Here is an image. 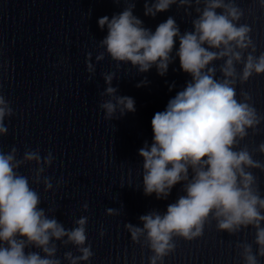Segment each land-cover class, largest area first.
<instances>
[{
  "label": "clouds",
  "instance_id": "obj_1",
  "mask_svg": "<svg viewBox=\"0 0 264 264\" xmlns=\"http://www.w3.org/2000/svg\"><path fill=\"white\" fill-rule=\"evenodd\" d=\"M193 0H145L144 14L155 17L167 11L171 5L191 7ZM264 7V0H260ZM196 5L201 0H195ZM203 8L196 7L198 17L192 21L194 31L180 33L173 17L160 23L155 32L143 27V22L133 15L135 4L113 15L98 19L101 30L107 27V36L99 41L110 58L120 65L130 63L139 73L155 67L160 76L167 74L173 62V48L179 38V58L183 72L192 79L186 87L171 98L164 111L156 112L151 120L153 142L147 141L139 149L143 158V191L146 196L155 194L157 199H167L172 188L183 182L182 195L167 206L166 213L157 211L139 217L143 227L130 223L125 228L134 243L144 236L153 255L149 264H163L164 257L175 250L174 236L191 241L203 235L204 225L211 216L216 220L217 230L235 235L242 229H255L254 253L252 244L242 243L240 255L244 264H259L258 256L264 257V198L261 197L258 177L252 169L264 172V163L253 159L247 146L240 147L249 134L255 133L264 115L258 113L248 92L241 91L243 100L237 99V80L248 81L253 73L264 74V52L256 51L250 36L251 27L239 24L243 10L234 0H203ZM186 7V10H187ZM217 9L221 12L218 13ZM204 45H207L205 47ZM246 58L244 50L250 48ZM215 49V51L210 50ZM239 49V51H237ZM105 52L96 56L104 59ZM87 54L89 73L95 72ZM223 60L219 66L221 78H216L217 67L213 61ZM243 63L241 73L235 64ZM107 87L101 95L110 99L100 103L105 119H112L119 109L120 116L135 112L132 97L116 95L112 86L115 73L103 74ZM142 81L137 87L146 84ZM171 90V89H170ZM13 109L0 95V136L7 134L5 117L12 116ZM257 150L264 154V142ZM54 157L49 151L41 157L39 148L26 150L22 159H17V149L0 151V264H61L56 258L57 244H71L80 253H64L69 264L89 261L93 256L91 245L85 246L88 218L74 221L75 227L66 229L57 219L49 217L41 204L40 194L30 187L29 178L18 169L24 164L34 163L33 183L40 184L41 177ZM191 170V177H190ZM62 183L57 182V186ZM45 192L52 189L50 178L43 177ZM84 210L88 204L83 205ZM48 211H52L49 209ZM108 215H116L108 208ZM101 236L104 235L102 231ZM35 247L43 252L28 251Z\"/></svg>",
  "mask_w": 264,
  "mask_h": 264
}]
</instances>
